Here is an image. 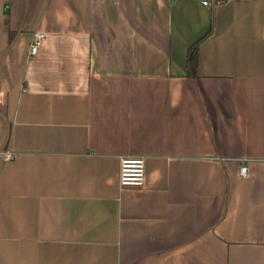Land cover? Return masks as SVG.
I'll return each instance as SVG.
<instances>
[{
	"label": "crops",
	"instance_id": "0c3cea01",
	"mask_svg": "<svg viewBox=\"0 0 264 264\" xmlns=\"http://www.w3.org/2000/svg\"><path fill=\"white\" fill-rule=\"evenodd\" d=\"M216 1L0 0V264H264V0Z\"/></svg>",
	"mask_w": 264,
	"mask_h": 264
},
{
	"label": "built area",
	"instance_id": "2783aa9c",
	"mask_svg": "<svg viewBox=\"0 0 264 264\" xmlns=\"http://www.w3.org/2000/svg\"><path fill=\"white\" fill-rule=\"evenodd\" d=\"M203 6L211 7L214 4H217L216 0H200ZM43 34L40 32H35L33 34L32 40L29 44L28 54L35 55L42 40ZM4 161H8L12 158L10 152H4L2 154ZM240 163L239 172L241 176L247 175V167L244 163ZM145 177V166L144 159L140 156L138 157H122L120 158L119 164V185L120 186H133L140 187L144 183Z\"/></svg>",
	"mask_w": 264,
	"mask_h": 264
},
{
	"label": "trees",
	"instance_id": "16d2710c",
	"mask_svg": "<svg viewBox=\"0 0 264 264\" xmlns=\"http://www.w3.org/2000/svg\"><path fill=\"white\" fill-rule=\"evenodd\" d=\"M208 33L209 32H207V35H208ZM205 36H203L199 40L195 41L187 49L186 74L189 77H196L197 62H198V56H197L198 45L204 39Z\"/></svg>",
	"mask_w": 264,
	"mask_h": 264
}]
</instances>
